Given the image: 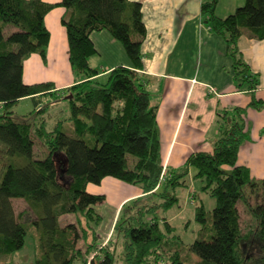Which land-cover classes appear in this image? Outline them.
Segmentation results:
<instances>
[{
    "label": "trees",
    "instance_id": "1",
    "mask_svg": "<svg viewBox=\"0 0 264 264\" xmlns=\"http://www.w3.org/2000/svg\"><path fill=\"white\" fill-rule=\"evenodd\" d=\"M219 0H206L202 10L210 29L221 34L233 59L234 79L240 90L252 93L251 105L264 108L257 97L258 75L253 73L240 47V39L264 38V0H246L234 12L220 16ZM65 12L62 23L69 41L70 63L81 79L59 90L53 81L26 83L25 58L37 52L47 59L51 31L46 15L54 7ZM16 30L5 36V29ZM108 30L120 40L133 65H119L106 76L91 65L97 53L94 31ZM147 26L143 3L135 0H0V256L36 240L37 264H115L116 249L97 242L104 220L96 206L103 193L89 190L107 177L142 188L143 194L123 204L114 228L124 247V264H189L184 241L164 216L157 214L179 201L176 190L189 186L186 177L216 199L211 215L205 203L197 206L201 236L188 248L198 259L191 264H264V199L252 203L248 193L264 189L248 166L239 163V152L249 129L245 108L219 110L220 135L213 151H196L176 170L164 172L158 104L143 82V43ZM16 46V47H15ZM68 99L70 115L48 129L36 123L44 96ZM32 97L34 112L18 117L15 106ZM73 123L71 131L63 122ZM36 137L44 151L37 154ZM249 190V192L247 191ZM192 194H198L194 188ZM24 198L36 218L16 213L13 199ZM244 201L253 224L242 228L239 202ZM75 215L76 221H62ZM153 219H148V217ZM84 240V244H80ZM121 243V242H120ZM182 245V247H181ZM118 247V246H117ZM190 252V253H191Z\"/></svg>",
    "mask_w": 264,
    "mask_h": 264
},
{
    "label": "crops",
    "instance_id": "2",
    "mask_svg": "<svg viewBox=\"0 0 264 264\" xmlns=\"http://www.w3.org/2000/svg\"><path fill=\"white\" fill-rule=\"evenodd\" d=\"M135 1L143 3L147 26L143 43L144 68L139 72L144 76L152 102L159 106L157 118L164 172L178 169L193 152L213 151V143L220 135L219 110L240 106L245 108L249 135L241 146L239 163L248 166L255 179H264V108L253 107L252 93L237 87L227 42L210 29L203 15L202 5L206 0ZM245 1L219 0L216 12L227 16ZM64 12V7L57 6L46 15V25L51 31L47 59L35 52L24 63L26 83L53 81L59 94L63 88L81 80L71 68L69 41L62 23ZM92 39L97 53L90 57V63L99 75L106 76L119 65H133L123 43L110 31H94ZM240 47L252 72L258 75L256 95L264 99V38H250L245 34L240 39ZM27 99L32 97L20 101ZM100 186L103 187L100 193L106 195L105 203H112L115 208L109 228L112 231L118 210L126 201L142 195L143 190L113 177L105 178ZM17 199L24 198H14L13 202ZM101 211L105 216L106 211ZM68 216L65 215L66 219L73 221ZM100 236L98 234L97 242L106 245L108 235H103V239ZM12 255L0 256V264H14L17 259ZM35 255L37 258V250Z\"/></svg>",
    "mask_w": 264,
    "mask_h": 264
},
{
    "label": "rangeland",
    "instance_id": "3",
    "mask_svg": "<svg viewBox=\"0 0 264 264\" xmlns=\"http://www.w3.org/2000/svg\"><path fill=\"white\" fill-rule=\"evenodd\" d=\"M16 30V27L13 25L8 26L5 29V36H8L12 31ZM16 47V46H15ZM27 58V57H26ZM25 58V59H26ZM72 66V65H71ZM73 69V67H71ZM74 70V69H73ZM43 104H45V109L40 112L35 113V121L36 123L46 122V126L48 129H53L55 127L57 122H60L61 120H64L65 118L70 115V102L68 99L60 98L59 100H56L53 96L47 95L43 98ZM16 115L18 117H22L25 115H30L32 111L34 112L35 109V103L33 99H27L24 101H20L15 106ZM73 123L70 120H65L63 122V129L66 131H71L73 127ZM1 147H4V144L0 141V152ZM36 151L37 154H41L44 151V146L42 145L41 140L36 137ZM3 158L0 155V160ZM1 173H0V181H1ZM186 180L190 183L189 186H180L177 188L176 193L179 196V201L174 204L169 209L161 210L157 216L160 220V223L164 229H167L166 222L163 219L164 216H166L174 226V233L184 241L183 248V254L185 255L187 262L189 264L193 263L198 259L197 255L192 253L188 246L194 242V240L201 236L203 224L197 219V206L205 203V208L209 212V216L211 215L212 209L216 205V199L211 196L208 192L203 191L200 186L201 183H199L192 174L188 175L186 177ZM91 187L89 190L94 193H100L101 189L103 188L100 185L96 184H89ZM101 187V188H100ZM194 188V190L198 194H192L191 189ZM249 192V190H247ZM248 199L251 200L252 203H257L260 201H263L264 199V189L260 190L258 193H248ZM127 202V201H126ZM125 202V203H126ZM14 206L19 213L26 212L24 215V219L26 220H32L36 218V214L32 212V210L29 207V204L24 199H17L14 202ZM27 208V209H26ZM96 209L102 213L101 210H105L106 214L104 216V220L102 224L98 227V234L100 236V239H103V235H108L109 241L108 244L110 245V248L112 250L116 249V260L115 264H124V247L122 244V238L120 237L118 231H115V228H113L112 231L109 230V228L112 226L113 221V215L115 213V208L113 207V204L110 203V205H107L105 201L103 203H100L96 206ZM239 209L241 213V223L242 228L244 231L248 230L250 226L253 224V216L251 215L250 211L247 209L246 204L244 201L239 202ZM122 210V208H121ZM121 210H118V216L116 217V222L118 218L121 216ZM70 218L75 222V215H69ZM68 216V217H69ZM67 217L63 216L62 221L66 223ZM68 218V219H70ZM148 219H153L150 216ZM115 222V224H116ZM102 228V229H101ZM110 231V232H109ZM121 242V243H120ZM83 244V243H82ZM181 245V247H182ZM118 246V247H117ZM191 252V253H190ZM36 242L35 238L32 235H28L26 239V245L23 249H20L13 253L12 256L15 257V263L14 264H37L36 261ZM11 256V255H10ZM147 264V263H142ZM151 264V263H149Z\"/></svg>",
    "mask_w": 264,
    "mask_h": 264
}]
</instances>
